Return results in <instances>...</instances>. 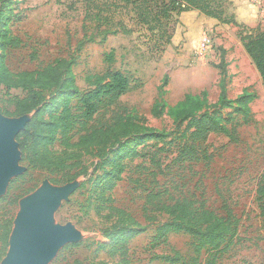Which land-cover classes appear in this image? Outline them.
Wrapping results in <instances>:
<instances>
[{
  "label": "rangeland",
  "instance_id": "1",
  "mask_svg": "<svg viewBox=\"0 0 264 264\" xmlns=\"http://www.w3.org/2000/svg\"><path fill=\"white\" fill-rule=\"evenodd\" d=\"M106 1L107 5L96 4L88 10L87 17L86 0H11L10 19L3 25L22 44L18 48L0 46L7 68V72H1L0 66V79L43 71L57 59H74L72 73L81 92L89 89L87 77L91 74L108 69L125 72L132 87L113 110L127 112L150 128L173 134L172 108L187 95L203 93L209 104H216L223 89L230 100L243 94L252 97L250 118L244 123L238 117L234 126L236 140L212 134L206 142L198 143L196 153L186 157H181L185 142L175 141L180 140L175 135L164 145L152 142L139 146L138 150L146 155L124 156L123 178L105 196L103 171L94 177L81 174L68 180V176L78 174V164L90 166L93 160V154L79 145V135L74 137L70 149L75 152L74 158L65 169L55 172L29 168L22 161L19 148L18 166L23 171L11 178L0 196V264L9 253L23 201L45 183L53 188L77 186L53 212L52 225H72L82 234L78 241L62 246L48 264H168L155 256L172 255L174 251L190 259L192 238L188 234H170L168 245L155 247L152 243L158 227L168 220L158 206L184 198L219 216L232 213L240 220L237 237L225 252L218 254L216 264H264V219L256 201V190L264 174V87L239 35L264 31V0H245L243 5L231 0L224 4L225 18L235 19L242 27L189 11L163 20L162 28L155 32L138 23L132 7L119 0ZM102 9V19L98 21L95 15ZM104 29L116 34L101 42ZM124 29L131 32L127 34ZM91 37L94 41L89 42ZM170 37L172 41L167 44ZM113 51L116 61L110 65L105 56ZM53 90L46 89L44 93L52 99ZM24 96L22 89L8 90L0 83V113L5 119L22 117L13 115L14 100ZM76 102L73 99L71 104ZM53 109L54 105L45 112V120L51 119ZM34 114L27 115L33 118ZM112 115V111L103 113L100 120L105 122ZM51 150L54 156H61L66 149L57 141ZM154 154L158 155L156 162ZM70 164H75V168H70ZM112 208L123 210L126 215L119 216ZM129 218L147 226V231L134 237L128 233L131 237L125 244L117 241V235L108 236L124 228L123 223H129ZM10 222L12 231L6 245L4 235ZM209 255L204 252L201 260L209 259Z\"/></svg>",
  "mask_w": 264,
  "mask_h": 264
},
{
  "label": "trees",
  "instance_id": "2",
  "mask_svg": "<svg viewBox=\"0 0 264 264\" xmlns=\"http://www.w3.org/2000/svg\"><path fill=\"white\" fill-rule=\"evenodd\" d=\"M87 17L92 7L106 0H86ZM127 7H132L136 12L138 23L146 25L148 30L155 32L162 28L163 20H169L174 14L189 11H199L206 17L221 21L224 24L239 25L235 19L225 18L224 4L231 0H119ZM11 0H0V46L18 48L22 42L19 38L9 35L4 29L3 22L10 19L8 11ZM98 7V6H97ZM101 12L95 15L100 21ZM129 34L131 31L124 29ZM111 34H116L111 29L101 31L102 41L105 42ZM243 46L253 61L261 76L264 87V31L258 30L244 34L240 32ZM94 37L88 41L92 42ZM169 38L167 44H170ZM84 45L81 43L79 50ZM107 63L116 61L114 51L106 54ZM74 59H57L55 64L43 71L23 72L0 79V83L7 86L8 90L22 89L25 96L15 98L16 117L35 113L26 128L21 131L16 140L22 152V161L31 169L55 172L57 169H65L67 163L74 158L75 152H71L74 137L79 135V145L93 154L90 166L78 164L77 175L68 176L69 181L83 174L86 177H94L100 172L106 173L105 188L103 193H111L117 183L122 180L126 165L122 162L124 156L132 158L141 157L143 154L138 147L141 145H164L168 139L180 137L179 141L185 142L181 146V157L196 153L197 145L206 142L212 134H223L231 140H236L234 126L238 117H242L244 123L250 118L249 103L252 97L248 94L241 95L237 100H230L226 89L221 93V99L216 104H209L207 94L202 96L187 95L177 106L171 109L174 118V133H168L156 128H150L145 123L137 121L127 112H116L121 98L130 92L131 78L121 70L108 69L104 73L91 74L87 77L89 89L81 92L76 86L72 68ZM1 72H7L3 58L0 56ZM53 90L54 98H48L45 90ZM76 99V104H71ZM55 106L50 120L44 119L47 110ZM58 106H62V109ZM226 109H233L225 112ZM112 111V116L103 122L100 116ZM59 141L66 150L61 156H54L51 147ZM174 141V142H175ZM172 143V142H171ZM162 149V148H160ZM158 155H153V162ZM75 168V164H70ZM67 182V181H66ZM111 198H108L109 201ZM256 201L264 219V174L256 190ZM119 216L126 213L118 208H112ZM158 211L166 214L168 220L158 227L153 245L159 247L168 245L170 234L185 233L192 238L191 248L193 256L190 259L180 252L174 251L172 255L155 256V259L168 264H216L217 256L225 252L230 243L237 237L240 220L233 216L222 217L204 205H197L189 198H184L173 204H160ZM124 228L108 236L117 235L118 242L123 244L130 240L128 233L133 237L147 231V226H142L134 219L129 218V223H123ZM12 231V222L6 228L4 241L8 240ZM210 253L209 259L201 260L202 254Z\"/></svg>",
  "mask_w": 264,
  "mask_h": 264
},
{
  "label": "water",
  "instance_id": "3",
  "mask_svg": "<svg viewBox=\"0 0 264 264\" xmlns=\"http://www.w3.org/2000/svg\"><path fill=\"white\" fill-rule=\"evenodd\" d=\"M31 118L24 115L8 120L0 113V196L11 178L23 171L18 166L20 152L16 137ZM76 187L73 184L53 188L45 183L35 195L23 201L11 234L9 253L2 264H48L62 246L82 238L72 225H52L53 212Z\"/></svg>",
  "mask_w": 264,
  "mask_h": 264
},
{
  "label": "crops",
  "instance_id": "4",
  "mask_svg": "<svg viewBox=\"0 0 264 264\" xmlns=\"http://www.w3.org/2000/svg\"><path fill=\"white\" fill-rule=\"evenodd\" d=\"M237 2V5H243L244 4V2H245V0H236ZM244 9H246V8H244Z\"/></svg>",
  "mask_w": 264,
  "mask_h": 264
}]
</instances>
